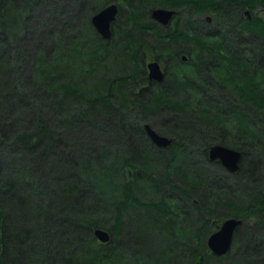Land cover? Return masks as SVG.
<instances>
[{
  "label": "trees",
  "instance_id": "trees-1",
  "mask_svg": "<svg viewBox=\"0 0 264 264\" xmlns=\"http://www.w3.org/2000/svg\"><path fill=\"white\" fill-rule=\"evenodd\" d=\"M48 2L0 0V264H264V0ZM111 3L105 39L91 18Z\"/></svg>",
  "mask_w": 264,
  "mask_h": 264
},
{
  "label": "water",
  "instance_id": "water-1",
  "mask_svg": "<svg viewBox=\"0 0 264 264\" xmlns=\"http://www.w3.org/2000/svg\"><path fill=\"white\" fill-rule=\"evenodd\" d=\"M117 12L118 5L116 3H111L94 14L91 18V22L96 31L105 39L111 37V26L112 22L116 19ZM175 13V9L157 7L152 10L151 16L158 23L167 26ZM247 13L249 14L248 10ZM183 59L186 60L187 56L183 55ZM146 68L151 80L161 82L164 79V69H162V65L158 60L154 59L148 61L146 63ZM144 127L151 141L158 147H168L174 140L173 137L158 132L149 123H146ZM241 156L242 153L240 150L223 144H213L209 148V158L211 160H219L230 172H236L238 170ZM241 223L242 219L240 218L228 217L223 220L216 231L209 235L207 244L214 254L224 255L231 249L235 231ZM94 233L99 240L103 242H107L111 237L109 231L103 228H95Z\"/></svg>",
  "mask_w": 264,
  "mask_h": 264
},
{
  "label": "rangeland",
  "instance_id": "rangeland-1",
  "mask_svg": "<svg viewBox=\"0 0 264 264\" xmlns=\"http://www.w3.org/2000/svg\"><path fill=\"white\" fill-rule=\"evenodd\" d=\"M44 1H45L47 4H50V3L48 2V0H44ZM59 1H61V0H59ZM29 2H30V1H29ZM31 2H32V1H31ZM166 8H167V7H166ZM172 9H173V8H172ZM255 14H256V15L258 14V15L264 17V8H259V9H257V10L255 11ZM38 15H39V16H42V15L44 16V15H45V12H42V13H41V11H39V12H38ZM210 15H211V14H204L203 16L205 17L206 20H208V17H209ZM26 16H27V18H30L31 20L37 18V17H35L34 15H32V16H31V15H26ZM185 16H186V14H185ZM197 17H199V15H197V13H194V14L191 16V18H190L189 20H192V21L194 20L195 22H198V21H197V20H198ZM21 34L24 35V34H25V31H22ZM12 38H13V37H9V36H8L9 41H10ZM150 39H151V38H150ZM152 59H153V58L150 57V58H149V61L152 60ZM263 182H264V181H263ZM222 222H223V221H222ZM222 222H221V223H222Z\"/></svg>",
  "mask_w": 264,
  "mask_h": 264
}]
</instances>
